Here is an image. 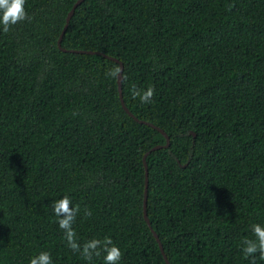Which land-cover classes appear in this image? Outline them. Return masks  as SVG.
I'll list each match as a JSON object with an SVG mask.
<instances>
[{
    "label": "trees",
    "instance_id": "trees-1",
    "mask_svg": "<svg viewBox=\"0 0 264 264\" xmlns=\"http://www.w3.org/2000/svg\"><path fill=\"white\" fill-rule=\"evenodd\" d=\"M26 0L0 30V264L84 260L53 202L79 206L82 245L119 264H252L264 226V0ZM72 51L97 52L82 54ZM150 153L148 201L145 155ZM155 89L149 104L132 87ZM91 217H85V210ZM255 264H264L256 255Z\"/></svg>",
    "mask_w": 264,
    "mask_h": 264
},
{
    "label": "clouds",
    "instance_id": "clouds-1",
    "mask_svg": "<svg viewBox=\"0 0 264 264\" xmlns=\"http://www.w3.org/2000/svg\"><path fill=\"white\" fill-rule=\"evenodd\" d=\"M25 3L26 0H0V30L7 33L16 24L29 19ZM131 95L133 99L138 98L140 103L149 104L155 95V89L149 87L141 91L133 86ZM51 209L53 215L58 218L59 228L64 233L63 239L73 253H79L86 261L103 255V264H119L122 253L117 246L113 245L110 238L91 239L82 245L78 242L73 224L79 213V206L74 208L68 196L53 202ZM84 215L91 217L92 213L86 209ZM251 231L254 239H245L242 242L241 251L246 259L253 258L252 264H255L254 258L257 254L260 260H264V226L254 224ZM30 264H52L51 255L48 252H41L38 256L31 258Z\"/></svg>",
    "mask_w": 264,
    "mask_h": 264
},
{
    "label": "water",
    "instance_id": "water-1",
    "mask_svg": "<svg viewBox=\"0 0 264 264\" xmlns=\"http://www.w3.org/2000/svg\"><path fill=\"white\" fill-rule=\"evenodd\" d=\"M83 1H84V0H79V1L74 5L73 9L71 10V12L69 13V15H68V17H67L66 26H65V28H64V30H63V32H62V35H61V37H60V40H59V47H60L63 51H65V52H67V50H65V49L62 48V41H63V38H64V36H65V34H66L68 28H69L70 21H71L72 17L74 16L76 9L82 4ZM72 52H74V53H82V54H91V55L98 54L97 52H82V51H81V52H80V51H72ZM108 58H109L110 60H112V61H115L116 63H118V64L120 65V72H119V74H118V86H119L120 99H121V102H122V105H123V108L125 109V111H126L131 117H133L137 122H139V123H141V124H146V125L152 126V127H154L155 129H157L160 133H162V134L164 135V137H165L166 140H167V144H166L165 146H157V147L153 148L150 152H148V153L145 155V158H144L145 169H146V176H147V181H146V182H147V188H146V192H145V218H146V221H147V222L149 223V225H150V221H149V218H148V215H147V211H146V210H147V201H148V182H149V179H148L149 171H148V164H147V162H146V159H147V157H148V155H149L150 153H152V152H154V151H156V150H160V149H162V148H169L170 145H171V140H170L168 134H167L164 130H162V129L156 127L155 125H153V124H151V123L144 122V121H141V120L137 119V118H136V117L130 112V110H129L128 107L126 106V103H125V101H124V96H123V78H124L123 73H124V65H123V63L120 62L118 59L111 58V57H108ZM153 233H154V235H155V237H156V239H157V241H158V243H159V245H160L161 251H162V253H163L164 257H165V260H166L167 264H170V261L168 260V257H167V255H166V253H165V250H164V248H163V245H162V242H161L160 238H159L158 235L155 233V231H153Z\"/></svg>",
    "mask_w": 264,
    "mask_h": 264
}]
</instances>
